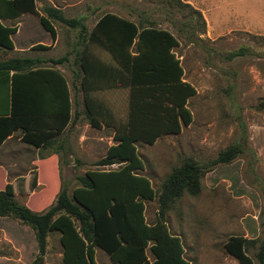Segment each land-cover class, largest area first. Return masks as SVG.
Instances as JSON below:
<instances>
[{
	"label": "trees",
	"instance_id": "trees-1",
	"mask_svg": "<svg viewBox=\"0 0 264 264\" xmlns=\"http://www.w3.org/2000/svg\"><path fill=\"white\" fill-rule=\"evenodd\" d=\"M38 1L0 0V52L14 49L12 36L17 32L16 26L2 21L37 15ZM166 1L185 16L178 24L172 20L173 29L178 34L186 32L189 43L200 45L205 30L202 13L181 0ZM39 21L53 41V21L78 30L73 64L80 83L79 88L71 87L75 106L80 92L87 123L113 132L114 144L95 166L118 167L86 171L76 178L77 185L69 194L67 186L58 185L55 190L53 160L48 159L43 163L52 167L49 187L55 192L54 200L47 204V197L46 208L39 212L16 200L18 195L32 196L41 184L35 169L0 190V218L15 220L32 231L39 256L29 264H40L52 233L59 235L62 264H96L95 248L105 252L111 264H188L181 239L170 233L165 215L184 193L196 197L206 173L218 165L231 164L244 148L235 143L205 165L185 158L172 168L158 191L142 174L145 166L136 145H153L165 135H178L192 122L188 101L196 90L183 80V69L174 53L178 38L154 21L138 17L133 22L112 13L101 15L90 32L82 18H67L52 6L42 8ZM259 40L264 46V38ZM249 50L241 48L227 58L247 56ZM100 53L107 58L102 59ZM66 60V56L48 61L0 59V81L4 82L0 83V146L19 131L25 145L39 151L55 146L64 151V133L79 118L77 109L74 116L71 113V89L65 77L54 69ZM45 62L53 69H37ZM34 72L49 74L54 81L36 78L39 82H17L18 75ZM154 200L158 203L157 218L148 224L145 203ZM261 226V239L230 236L224 243L225 252L237 264H255V260L264 264V217Z\"/></svg>",
	"mask_w": 264,
	"mask_h": 264
},
{
	"label": "rangeland",
	"instance_id": "rangeland-1",
	"mask_svg": "<svg viewBox=\"0 0 264 264\" xmlns=\"http://www.w3.org/2000/svg\"><path fill=\"white\" fill-rule=\"evenodd\" d=\"M181 1L203 15L205 30L200 45L189 43L186 32L178 34L173 29L172 20L178 24L185 16L170 8L166 0H40L36 3L37 15H26L5 24L24 22L26 28L22 30V36L16 34L13 37L17 49L47 43L50 50L29 51L28 55L53 58L67 55L78 32L53 21L57 39L51 41L38 16L44 6L53 4L61 8L67 18L87 16L88 27L101 15L115 13L123 17L129 15L136 21L138 17L154 21L158 27L168 29L178 38L179 46L174 53L181 63L183 80L196 90L188 101L192 122L178 135H165L153 145H136L145 166L142 174L158 191L172 168L180 165L183 159L192 158L205 165L220 151L235 143L241 144L244 152L236 160L206 173L199 194L192 197L184 193L165 215L170 233L181 239L188 264H235L223 248L228 237L261 239L263 235L264 46L259 39L264 38V0ZM97 7L100 10L91 15ZM241 48L250 49L249 54L227 58ZM16 55V52H0L2 59ZM63 68L65 70L66 66ZM78 104L80 116L76 125L64 133V151L57 150L56 146L38 151L19 142L18 132L7 142L0 150V190L6 183L14 182L15 176L23 177L37 169L41 184L32 196L18 195L16 200L39 212L46 208L47 197V204L54 200L55 192L51 191L52 186L49 187L52 167L55 190L58 185L67 186L69 194L77 185L76 178L86 171L118 167L95 166L107 148L114 144L113 132L106 127L92 128L84 117L80 99ZM44 157L48 158L42 160ZM48 159L53 160L51 168L43 163ZM145 205L146 221L153 224L158 203L154 200ZM0 228H4L13 241V244L2 241L0 233V254L10 258L5 264H29L39 256L29 228L7 218L0 219ZM20 243L25 244V250ZM61 257L59 235L52 233L40 264H62ZM95 263L110 264L102 250H97ZM255 264H258L256 260Z\"/></svg>",
	"mask_w": 264,
	"mask_h": 264
},
{
	"label": "crops",
	"instance_id": "crops-1",
	"mask_svg": "<svg viewBox=\"0 0 264 264\" xmlns=\"http://www.w3.org/2000/svg\"><path fill=\"white\" fill-rule=\"evenodd\" d=\"M37 6V5H36ZM52 7H54V8H56V9H59V10H61V8H58L57 6H55L54 4H53V6ZM100 10V8H98L97 7V9H94L92 12H91V15L92 14H94V13H96L97 11H99ZM62 11V13L64 14V12H63V10H61ZM112 14H115V13H112ZM26 15H32V14H25V15H22L21 17H19L18 19H16V20H6V21H2V23L3 24H5L6 22H16V21H18L20 18H22V17H24V16H26ZM115 15H118V14H115ZM40 16H42V12L40 13V15L38 16V18H39V20H40ZM118 16H120V17H122V18H124V19H127V20H129V21H133V22H136V20H133V19H131V18H129L130 16L129 15H127L126 17H123V16H121V15H118ZM80 19L82 18L83 20H84V24H85V26L87 27V30H88V32H90L92 29H93V27H94V25L96 24V22H97V20L99 19V18H97V20L90 26V27H88V25H87V20H88V17L87 16H81V17H79ZM40 22V21H39ZM5 25H7V24H5ZM41 25V24H40ZM52 25H53V22H52ZM7 26H16L17 27V32H16V34L17 35H19V36H22V30H24L26 27H24V22H22V21H19V22H17V25H7ZM41 27H42V25H41ZM54 27V26H53ZM43 28V27H42ZM55 29V28H54ZM43 30L46 32V33H48L49 35H50V33L49 32H47L44 28H43ZM75 30H77V29H75ZM78 31V30H77ZM15 34V35H16ZM15 35H13L12 36V41H13V44H14V40H13V37L15 36ZM77 36H78V32H77V35H76V39H75V42L74 43H72V47H71V49H70V51L67 53V55H66V57H67V60L63 63V64H61V65H57V66H54V69L55 70H57L58 72H60L64 77H65V80H66V82L68 83V86H69V88L71 89V102H72V111H71V113L73 114V116H74V111L77 109V111H78V108H79V99L81 100V93L80 92H78L77 93V96H76V103H77V107L75 106V96H74V91H73V89L71 88V87H73L72 85L74 84L77 88H79V83H80V77L78 76V74L76 73L77 72V69L74 67V62H73V60H74V55H75V49H74V45L77 43ZM50 37H51V35H50ZM56 39H57V37L55 38V40L53 41L52 40V37H51V41L52 42H56ZM38 43H41V42H38ZM43 44V43H42ZM42 44H35L34 46H32L31 48H29V49H27V48H25V47H21V48H19V49H17L16 47H15V44H14V49L12 50V51H9V52H16L18 55H16V56H13V57H19V58H28V59H35V60H40V61H48V60H51V59H59V58H53V57H44V56H41V55H38V56H36V55H28L29 53V51H48V50H50V46H48L47 45V43H44L43 45ZM37 45H41V46H43V47H45V48H37ZM102 59L103 58H107V56L105 55V54H103V53H100V55H99ZM61 58V57H60ZM1 60H4V59H2V58H0ZM43 66H41V67H39V68H37V69H44V70H49V69H53L52 67H53V65H51V64H49L48 62H45V64H42ZM63 66H66V68H65V70H64V68H63ZM34 71V70H33ZM75 73L77 74V76H78V78H76L75 77ZM13 73H11L10 75H12ZM34 74H35V72H34ZM36 78H48L49 79V81L50 82H53L54 81V78H52L49 74H44V73H39V74H35V75H30V74H28V73H25V74H20V75H18V77H17V82L18 83H34V82H39L38 81V79H36ZM0 83H4L3 81H0ZM81 103H82V101H81ZM79 113V112H78ZM73 116H72V119H73ZM80 116V115H79ZM79 119V118H78ZM77 122H78V120H77ZM76 122V123H77ZM74 125H76V124H71V125H69L67 128H69L70 126H74ZM18 133H20L19 131H17ZM17 132H15L14 134H12L10 137H8L7 138V140L0 146V150L1 149H3L4 147H5V145L7 144V142H9L11 139H13L14 138V136H15V134L17 133ZM21 133H20V136H19V138H18V141L19 142H21L20 141V137H21ZM113 139V138H112ZM113 145V144H112ZM110 147V146H109ZM38 151H39V149H38ZM19 177H22V175H18V176H15L14 178H13V181L15 180V179H17V178H19ZM10 183V182H9ZM1 220L2 219H6V218H0ZM153 221H155V220H153ZM24 228H27V227H24ZM0 233H1V237H2V241H5V242H7V243H10V244H13V241L10 239V237H9V234H7L5 231H4V228L2 229V228H0ZM174 235V234H173ZM244 237H247V236H244ZM20 245L22 246V249L23 250H25L26 249V246H25V244L24 243H20ZM97 250H100V249H98V248H95V256H96V253H97ZM103 254L105 255V260L106 261H109L110 262V260H109V257L107 256V254L105 253V252H103ZM228 255V254H227ZM228 257H230V258H232V259H234L233 257H231V256H229L228 255ZM235 260V259H234ZM6 262H10V258H8L6 255H3L2 253L0 254V264H5ZM111 264V263H110ZM235 264H237V261L235 260Z\"/></svg>",
	"mask_w": 264,
	"mask_h": 264
}]
</instances>
